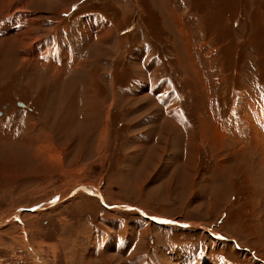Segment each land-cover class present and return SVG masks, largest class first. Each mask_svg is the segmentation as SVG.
<instances>
[{
	"label": "rangeland",
	"instance_id": "374dc122",
	"mask_svg": "<svg viewBox=\"0 0 264 264\" xmlns=\"http://www.w3.org/2000/svg\"><path fill=\"white\" fill-rule=\"evenodd\" d=\"M258 118L264 0H0V264H264Z\"/></svg>",
	"mask_w": 264,
	"mask_h": 264
},
{
	"label": "crops",
	"instance_id": "0c3cea01",
	"mask_svg": "<svg viewBox=\"0 0 264 264\" xmlns=\"http://www.w3.org/2000/svg\"><path fill=\"white\" fill-rule=\"evenodd\" d=\"M78 7H77V4H75V5H72L71 7H70V9H69V11H67V12H65L64 13V16L66 17V16H68L70 13H72L71 15H74V13H75V10L77 9ZM89 32H91V31H89ZM92 33V32H91ZM105 34V33H104ZM103 36V35H102ZM102 36L100 37L101 38V41L102 40H104L105 38H102ZM53 52V54L50 56V59H59V54H57L56 55V53L54 52V51H52ZM89 63V62H88ZM87 64V63H86ZM91 87V86H90ZM70 92H71V90H70ZM70 92H69V94H70ZM66 107V106H65ZM65 107H63V108H65ZM44 136H46L45 134H43ZM59 198H60V193H57L56 195H55V199H57L56 201L58 202V200H59ZM41 204H43V203H41ZM116 205H119V206H121V204H116ZM52 206H54V205H51V207ZM118 206V207H119ZM134 206V205H133ZM132 205L130 206L129 204H124V206L123 207H131V209L133 210V207ZM138 209V211H139V209L140 208H137V206H136V208H134V210H137ZM145 216H148V217H155V218H157V219H160V220H167V221H171V222H168V224H170V223H172V224H174V222H175V219L174 218H171V217H164V216H149V215H145ZM212 228V227H211ZM211 230H213V228L211 229ZM214 231V230H213ZM211 233V231H209V234ZM216 233H218L219 234V237L218 238H226L225 237V235L224 234H222V233H219V232H216ZM212 235V234H211ZM231 240H233V238H230ZM245 250H247V248H245Z\"/></svg>",
	"mask_w": 264,
	"mask_h": 264
},
{
	"label": "bare ground",
	"instance_id": "6f19581e",
	"mask_svg": "<svg viewBox=\"0 0 264 264\" xmlns=\"http://www.w3.org/2000/svg\"><path fill=\"white\" fill-rule=\"evenodd\" d=\"M252 122H249V124H251ZM253 123L254 124H257V125L259 123V125L264 126V121L261 122L260 119H259L258 122H256V123L253 122ZM248 127H251V125H249ZM247 145H249L250 147H252V153L256 154L258 152V160L255 159L256 174L259 175V181L262 182V184H264V153H263L264 152V148L261 146L260 143H256V142H255V145L253 143H248ZM259 153H260V155H259Z\"/></svg>",
	"mask_w": 264,
	"mask_h": 264
}]
</instances>
